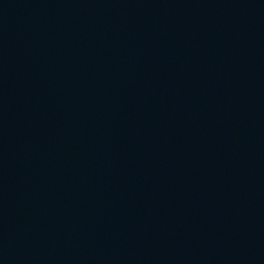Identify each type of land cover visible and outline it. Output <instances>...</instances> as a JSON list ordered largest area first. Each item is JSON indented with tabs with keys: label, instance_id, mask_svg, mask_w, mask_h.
Segmentation results:
<instances>
[{
	"label": "water",
	"instance_id": "water-1",
	"mask_svg": "<svg viewBox=\"0 0 264 264\" xmlns=\"http://www.w3.org/2000/svg\"><path fill=\"white\" fill-rule=\"evenodd\" d=\"M0 264H264V0H0Z\"/></svg>",
	"mask_w": 264,
	"mask_h": 264
}]
</instances>
